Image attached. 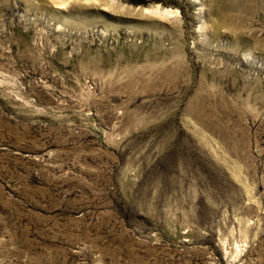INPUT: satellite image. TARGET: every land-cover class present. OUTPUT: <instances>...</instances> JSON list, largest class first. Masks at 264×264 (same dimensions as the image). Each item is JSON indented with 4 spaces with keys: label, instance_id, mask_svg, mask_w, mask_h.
Masks as SVG:
<instances>
[{
    "label": "rangeland",
    "instance_id": "obj_1",
    "mask_svg": "<svg viewBox=\"0 0 264 264\" xmlns=\"http://www.w3.org/2000/svg\"><path fill=\"white\" fill-rule=\"evenodd\" d=\"M0 264H264V0H0Z\"/></svg>",
    "mask_w": 264,
    "mask_h": 264
},
{
    "label": "bare ground",
    "instance_id": "obj_2",
    "mask_svg": "<svg viewBox=\"0 0 264 264\" xmlns=\"http://www.w3.org/2000/svg\"><path fill=\"white\" fill-rule=\"evenodd\" d=\"M166 11H167V10H166ZM167 12H168V11H167ZM156 13H158V12H156ZM159 13H160V12H159ZM164 13H166V12L164 11ZM169 13H170V12H169ZM160 14H161V13H160ZM166 15H167V14H166ZM164 16H165V15H163V17H164ZM163 17H162V18H163ZM167 17H168V15H167Z\"/></svg>",
    "mask_w": 264,
    "mask_h": 264
}]
</instances>
